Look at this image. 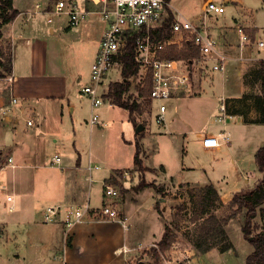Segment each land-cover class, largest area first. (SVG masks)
Masks as SVG:
<instances>
[{
	"label": "rangeland",
	"instance_id": "obj_1",
	"mask_svg": "<svg viewBox=\"0 0 264 264\" xmlns=\"http://www.w3.org/2000/svg\"><path fill=\"white\" fill-rule=\"evenodd\" d=\"M33 1L41 2L47 6L51 5L54 0H15L16 4L23 9H31L29 5ZM202 1L169 0L168 7L175 15L179 14L183 18L197 22L199 14L202 12ZM214 1L219 3L221 0ZM240 1L239 4L242 5L243 9L238 7L239 4L235 6L233 3H228L225 6L224 13L212 14L210 18V21L216 25V32L213 31V33L217 39L218 51L224 52L232 58L226 60L224 69L221 71L212 68V61H208L204 68L201 65L202 67L200 66L198 70L196 67L194 69L190 68L191 71H194L193 88H197L198 92L188 95L179 94L175 99L164 100L168 108L164 113L165 119L162 122H157L155 119L158 108L157 102L152 103V112L149 113L147 107L150 105L149 101L151 99L147 102L138 96L137 88L142 85L146 75L145 70H139L138 75L133 79L129 94L131 99L142 102V112L146 111L142 117L146 118L148 125V130L140 139L143 148L141 157L145 165H154L156 171H159V163H164L168 167L167 175H176L177 172L174 174V162L176 157H179L182 149L181 137L176 134V131H181L184 128L187 130L192 129L198 123L205 124L204 131L217 132L221 127L220 123L223 121L214 120L218 115L220 102L239 96L240 98H234L230 104L225 106L226 108L228 106L230 112L242 114H236L234 116L236 122L229 125L231 138L235 144L233 151L224 150L216 155L214 161L222 162L224 164L223 171L230 177L231 165L234 164L231 157L237 158L235 164L241 165L243 172L248 173L250 176L248 182L250 188H253L254 183H258L262 177V173L255 165L253 157L256 150L264 144V123L245 121L260 117V113L255 109L253 97L262 93V84L261 81H256L253 85H247L246 87L243 80L248 72L259 67L260 60H264V50H257L254 44L247 45L243 48V58L237 59L239 50L237 49V34L236 31L233 32L235 30V20L233 18H240V20H237L242 24H253L255 28L251 27L248 30H257L260 39L264 41V0ZM85 3H87V0H85ZM86 7L92 8V4L88 2ZM38 14L35 15L36 20L39 21L42 27L43 37L51 56L55 57L57 61H63L60 63V67H58V64H53V67L61 68L59 73L66 70L67 73L74 75H76V67H80L78 76H81L82 80L77 82L74 76L69 79L67 87L70 85L71 93L69 96L62 97L64 106L62 117L57 113L55 114L54 111L46 110V119L42 122H36L37 124L31 128L22 127L23 118L20 116L18 124H6L4 119L1 118L0 109V264H33L34 260H37L38 250L40 249L38 236L34 237L31 232L34 225L32 220H35L38 224L42 223L40 221L41 213L39 214L38 211L35 215V211L32 213L30 208L29 195L32 191L28 194L23 193L20 199L19 195L11 188V181H14L15 178L18 179L27 175V178L31 180L30 172L33 167L24 166V158H30L33 161L32 165L37 162L41 163L43 167H49L52 157L56 154L61 159L60 164L65 165L78 156L77 153H73L79 149L85 164L90 158L91 162H96L102 166L101 170L91 171V176L95 180L89 183V192L85 187L84 195L87 196L88 192L91 197L90 206L94 202L98 205L101 203L102 185L100 177L112 172L111 167L130 170L127 178L133 182L139 181L142 174H144L146 180L152 181L153 178L157 177L150 169L145 170V173H141L133 164L136 127L129 119V111L126 108L110 103L107 98H104V102L97 108L100 116L99 123L92 126L88 122L90 116L89 98L86 94L80 92V87L88 79L92 52L83 54L77 49L81 46V41L78 39L84 36V29L79 27L84 20L71 27L76 31V35L73 36L72 33L65 34L63 29H60V25L65 24V15L51 13L53 22L48 23L45 20V13ZM88 19L96 22L99 20V16L91 14L85 20ZM50 26L55 28L53 32H50ZM221 27H227L224 30L229 31L228 37L223 35L222 39V35L218 34L221 32L219 31ZM71 52H74V54H71ZM62 64L64 65L62 66ZM74 68L75 72L73 71ZM202 69L205 73L200 75ZM250 77L251 75L246 78L249 79ZM115 78L118 79L119 74L112 69L107 75L105 85H108ZM4 83L3 80H0V89ZM66 97H69V101L74 102L76 105V112L72 118L69 116V108L66 106ZM42 104L46 105L47 102L42 101ZM135 117L137 122L142 119L139 115H135ZM32 129L35 132H30ZM123 138L129 140L126 145L122 143ZM122 146H125V148L122 149ZM174 147L178 152L177 154L173 150ZM9 155L13 159V168L6 162ZM69 155H73L74 158L72 159ZM192 156L194 158L198 157L195 153H192ZM132 169H136L138 174L131 171ZM41 170L48 171L49 169L41 168ZM117 175L113 176L111 183L116 185V188L122 192V182ZM86 183L88 184L87 181ZM198 190L199 186L196 185L188 187L179 185L174 190L173 195L171 194L172 191L158 195L159 197L164 196V201L160 203L164 224L170 225L175 234L172 247L164 256L161 255L159 264H243L246 256L252 251V245L244 239L240 229H236L237 232L232 234L235 251L219 252L217 248H211L208 251H214L215 249L218 253L200 256V253L194 247L195 231L200 222V219L192 221L197 210ZM9 194H12L15 199V206L12 210H8L10 202L6 200V196ZM262 208L263 211L258 212L254 221L261 230H264V204ZM213 212L221 215L225 213V209L217 207L213 209ZM242 213L243 217L244 212ZM242 217H236V222L238 223ZM137 224H139L138 221L135 222V227ZM232 226L238 227L234 222ZM155 246L153 245V247ZM149 250L144 249L142 251L144 254L141 256L147 259L148 261L143 259L147 262L151 260ZM56 253L57 262H54V264H61L60 253ZM168 259H172L171 263L166 262Z\"/></svg>",
	"mask_w": 264,
	"mask_h": 264
},
{
	"label": "crops",
	"instance_id": "obj_2",
	"mask_svg": "<svg viewBox=\"0 0 264 264\" xmlns=\"http://www.w3.org/2000/svg\"><path fill=\"white\" fill-rule=\"evenodd\" d=\"M206 1L207 0L202 1V8ZM35 2L37 1H33L29 5L31 9H23L16 4L15 0H13V7L18 11V15L13 20L3 24L0 28V44H9L10 46L12 56L11 74L15 78L13 83V93L18 98V103L12 106L8 113H3L0 108L1 118L4 119L6 124H18L20 116L23 118L22 127L28 128L35 126L38 122L44 121L46 119V110L54 111L55 114L57 113L62 117L64 114L62 97L65 95L69 96L71 93L70 85L67 87L69 79L74 76L76 77L77 82L82 80V77L78 76L80 67L75 66L76 75L72 73L69 74L66 70L59 73L61 68L53 67V64H58V67H60V63L63 61H57L49 52L46 40L43 37L42 27L40 26L39 21L36 20L35 15H39L38 13L41 12H34ZM77 2L86 6L89 1L87 0V3H85V0ZM239 2L241 1L221 0L218 4H222L225 7L226 4L233 3L235 6H238L237 4H239ZM41 6L44 7L45 5L41 3ZM238 7L243 9L242 5ZM224 12L225 8L222 13ZM222 13L213 14L217 15ZM172 14L175 16L173 12ZM66 18L65 24L63 23L60 25V29H63V33L65 34L72 33L73 36H75L76 31L74 28H71V25H69L68 16H66ZM233 19L235 20L234 25L236 27V24L240 23V21H238L240 18L235 17ZM81 23L82 24L79 27L84 29V36L80 37L81 39H78L81 41V46L77 49L83 54H89L92 52L91 60L93 61L105 23L101 18L96 22H92V20L90 21L88 19ZM245 25H250L255 28V26L250 23ZM209 26L211 33L215 36L213 31L216 32V25H214L210 19ZM49 29L50 32H53L55 28L50 26ZM224 29H227V27H221V30H219L221 32L218 33L222 35V39L224 37L223 35L228 37L230 34L229 31H225ZM235 31L236 29L233 30V32ZM251 31L257 32V30ZM80 32L81 30L79 33ZM71 54H74V52H71ZM92 61L89 62L90 65ZM63 65L64 64H62V66ZM74 70L75 68L73 71ZM106 79L107 77L101 84V90H103V92L108 89L110 83L118 81L120 78H115L113 81H110L108 85H105ZM0 80L3 79L0 78ZM87 82L88 79L84 84ZM6 89L7 83L5 82L0 89V104H6L9 108V105L7 104L8 96ZM197 92L198 90L196 88L195 93ZM179 94L185 95L183 93H178L174 94L169 99H175ZM66 100V106L69 108V116L72 118L76 112V105L74 102L69 101V97H66ZM42 101L47 102V104H42ZM154 102L155 101L153 100L149 101L150 105L148 104L149 106L147 107L149 113L152 112V103ZM110 103H112V101ZM221 103L222 101L220 104ZM223 103L225 105V102ZM167 108L168 107L166 106L164 113H166ZM145 112L138 114L142 118L138 123L143 127V135L148 130L147 120L145 117H142ZM157 113L158 108L156 114ZM235 115L236 114L228 113L226 107L224 111L219 109L218 115H216L214 120L223 121L220 123L221 127L217 132L204 131L205 124L198 123L192 127V129L187 130L184 128L181 131H176V134L181 137L182 147L179 157H176L177 155L175 156L174 174H176V172L177 174L170 176L167 175L168 167L164 163H159V171H156L154 165L147 166L143 163L144 166L152 170L157 176L153 178L152 181L145 180L163 186V192L172 191V195L179 185L188 187L192 185L203 186L211 183L216 188L223 203L230 201L232 195L237 191L243 190V193H246L252 189L248 185L250 178L248 173L243 172L241 165L239 166L235 164L237 158L235 159L234 157H231V161L234 164L231 165L230 177L223 171L224 164L222 162L214 161L216 155L222 153L224 150L229 149L233 151L235 144L231 138V129L229 128V125L236 122V120H234ZM25 118L31 119L33 124L27 125ZM30 132H35V130L32 129ZM223 133H226L229 137L227 143L222 144L217 148L203 147L201 142L202 137H205V135L208 134L221 136ZM127 141L129 140L123 138L122 143L126 145ZM175 147L173 150L177 154L178 152ZM124 148L125 146H122V149ZM75 153H77L78 156L72 162L65 165L60 164V167L54 164L52 159L49 167H43L41 163L37 162L32 165L33 161L26 157L23 160V165L33 167L30 172L31 180L27 178V175H24L11 181L12 191L14 189V192L19 195L20 199L23 193L28 194L32 191L31 195H29L31 211L32 213L35 211V215L38 211L39 214L41 213V224L32 220L34 225L31 228V232L34 237L38 236L40 244L37 260H34L33 264H54V262H57L56 252L60 253L59 259L61 260V264H137L139 261L147 260L141 257L144 254L142 251L156 244L162 236L165 224L162 216L159 215L156 209V200L159 198L158 194L149 187L135 190L133 187L138 181L133 182L128 180L127 176L128 171L130 172V170L120 167H111L112 172L100 177L101 185L102 181L112 182L113 179H109L110 176H115L117 170H123V174H118L117 177H119L118 179L122 182L121 186L123 191L120 192L119 190V193L122 204V216L126 217L125 225L118 221L98 219L92 215L85 216L83 220L75 223L70 228L64 226L61 217H57L53 222H45L43 220L42 211L46 206L71 203L79 204L86 201L89 203L91 202V197L88 192L90 190L89 183L92 181L88 178L90 177L95 180L91 176V171L101 170L102 166L96 162H91L90 158H88V161L85 164V160H82L81 158V151L78 149V151L75 150L73 154ZM192 153L197 154L198 157L194 158ZM69 156H71L72 159L74 158L73 155ZM8 157L12 158L11 155ZM7 164L10 165L8 162ZM88 165H98L99 168L89 170ZM41 168L49 170L44 171L41 170ZM131 171L137 172L138 174L136 169H132ZM143 175L144 174H142L141 177ZM256 183H254L253 186H255ZM85 187L88 189L87 196L84 195ZM162 201H164V199ZM165 201H167V199H165ZM102 202L103 198L99 205L94 202L91 206L92 208H98ZM39 207L40 209H38ZM242 215L243 213L241 212L235 217L230 218L225 225V230L234 245V250L235 244L232 234L237 232L236 229H240L242 234L241 226L244 221V216L242 217ZM236 217H242L238 223L236 222ZM136 221H138L139 224L135 227ZM233 222L238 227H233ZM123 247L128 250L125 252H119V249H122ZM217 251L215 249L214 251L210 250L201 253L200 256H207L209 253L212 255L213 253H218Z\"/></svg>",
	"mask_w": 264,
	"mask_h": 264
},
{
	"label": "built area",
	"instance_id": "obj_3",
	"mask_svg": "<svg viewBox=\"0 0 264 264\" xmlns=\"http://www.w3.org/2000/svg\"><path fill=\"white\" fill-rule=\"evenodd\" d=\"M92 8H87L77 1L54 0L51 5L42 7L40 2L34 3V12L39 11L46 14V21L52 22L54 14H65L68 16L69 25L73 26L96 14L105 23L104 30L98 42L97 52L90 65L88 82L81 87V92L89 98L90 125L98 124L100 116L98 106L104 102V94L101 90L102 81L107 77L110 70L114 69L121 78V58L127 51L128 44L132 46V55L139 70H150L151 88L149 97L158 104V113L155 115L157 122L164 120L166 105L164 100L174 94L195 93L194 71L202 65L203 68L208 61H212L214 70H223L226 60L232 58L217 49V39L211 33L209 19L213 13H222L224 5L214 0H207L199 14L197 22L181 17L179 14L172 17L170 23V35L166 38H156L155 33L163 26L168 17V0H88ZM237 34V59L243 58V48L254 44L257 50H264V41L260 39L258 32L249 31L250 25L236 24ZM185 41H192L197 48L196 57L185 61L183 59L166 58L162 56L163 51L170 45L182 46ZM236 58V57H235ZM201 66V67H202ZM205 73L200 70V75ZM7 83L8 106L0 104L3 113H8L10 108L18 103V98L13 93L14 76L10 73L2 78ZM111 102V98H108ZM221 111L225 105L220 104ZM27 125L33 121L25 118ZM228 135L221 136L205 135L202 137V145L205 148H217L228 142ZM53 163L60 167L61 159L54 155ZM7 162L14 166L12 158ZM99 168L98 165H88V169ZM93 181L92 178H88ZM103 202L98 208H92L88 201L84 203L56 204L46 206L42 211L45 222H53L61 217L66 228L92 215L98 219L118 221L125 225L126 217L122 216V204L119 189L111 182L102 181ZM6 200L10 202L8 210L14 208V196L9 194ZM156 245V244H154ZM128 249L123 247L119 252ZM180 253V252H178ZM172 259L166 262L171 263Z\"/></svg>",
	"mask_w": 264,
	"mask_h": 264
},
{
	"label": "trees",
	"instance_id": "obj_4",
	"mask_svg": "<svg viewBox=\"0 0 264 264\" xmlns=\"http://www.w3.org/2000/svg\"><path fill=\"white\" fill-rule=\"evenodd\" d=\"M168 17L165 19L163 26L155 33L156 38H166L170 35V23L173 14L168 10ZM18 15V11L13 7V0H0V28L3 24L13 20ZM1 38V32H0ZM198 54L197 48L193 45L192 41H185L182 46L170 45L162 53L163 57L173 59H183L188 61ZM140 67L133 59L132 46L128 44L127 51L121 58V78L118 81L110 83L107 92L104 97L111 98L113 104L126 108L129 111V119L136 127L138 122L135 115L142 112V102H138L136 99H131L129 94L132 86L133 79L138 75ZM12 70V56L9 44H0V78L10 74ZM251 75L249 79L246 77ZM244 84L253 85L256 81H261L262 93L253 97L255 109L260 113V117L254 120L264 123V60H260L259 67L256 70H252L244 77ZM151 88V75L150 70L147 69L145 78L142 81V85L138 86V96L143 98V101H149ZM238 98V97H237ZM235 98V99H237ZM240 98V97H239ZM234 98H228L225 100V106L230 104ZM226 111L231 114H241L239 112H230L228 106ZM242 115V114H241ZM143 137V129L136 132L135 135V151L133 154V164L143 173L148 167L143 165L142 162V145L140 139ZM254 162L258 170L262 173V177L255 184V186L243 193L242 191L236 192L232 195L229 202L223 203L220 196L213 186L208 183L203 186H199L198 201L196 203L197 210L194 213L192 221L200 219L199 224L195 231L194 247L198 252L205 253L211 248H217L219 252H225L228 250H234V245L229 238L225 225L227 221L235 217L241 212H244V221L241 226V231L244 239H246L252 245V251L246 256L243 264H264V230H261L257 223L254 221L258 212H262V205L264 204V144L260 146L254 155ZM115 173L122 175L123 170H117ZM109 179H113L110 176ZM144 187L151 188L156 194L163 193V186L157 185L154 182H147L142 176L140 180L134 185L135 190L142 189ZM164 199V196H160L156 200V209L160 216L163 212L160 208V203ZM217 207H223L225 213L217 215L213 212V209ZM175 234L170 225L164 226V231L161 238L156 242V246L148 247L150 249L151 264H159L161 255L164 256L174 243ZM146 249V250H147Z\"/></svg>",
	"mask_w": 264,
	"mask_h": 264
},
{
	"label": "water",
	"instance_id": "obj_5",
	"mask_svg": "<svg viewBox=\"0 0 264 264\" xmlns=\"http://www.w3.org/2000/svg\"><path fill=\"white\" fill-rule=\"evenodd\" d=\"M135 129H136V132H138V131L142 130L143 127L141 124H138ZM137 264H151V263L146 262V261H139Z\"/></svg>",
	"mask_w": 264,
	"mask_h": 264
}]
</instances>
